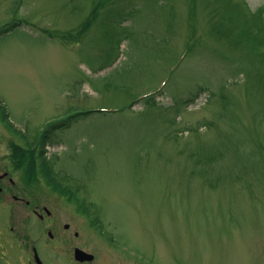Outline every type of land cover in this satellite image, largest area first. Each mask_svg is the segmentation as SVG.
<instances>
[{"label":"rangeland","instance_id":"1","mask_svg":"<svg viewBox=\"0 0 264 264\" xmlns=\"http://www.w3.org/2000/svg\"><path fill=\"white\" fill-rule=\"evenodd\" d=\"M0 102L130 246L264 264V0H0Z\"/></svg>","mask_w":264,"mask_h":264},{"label":"flooded vegetation","instance_id":"2","mask_svg":"<svg viewBox=\"0 0 264 264\" xmlns=\"http://www.w3.org/2000/svg\"><path fill=\"white\" fill-rule=\"evenodd\" d=\"M6 132L0 135V264H187L164 262V247L130 246L89 205L60 191L48 176L54 133L44 147L45 134L30 133L35 144L28 145Z\"/></svg>","mask_w":264,"mask_h":264},{"label":"trees","instance_id":"3","mask_svg":"<svg viewBox=\"0 0 264 264\" xmlns=\"http://www.w3.org/2000/svg\"><path fill=\"white\" fill-rule=\"evenodd\" d=\"M0 108H1V107H0ZM0 111H1V114H2V117H3L4 122L9 123V119H8V115H7V112H6V108L2 107V108L0 109ZM55 129H57L56 126L53 127L52 129H50V131H48V132L45 133V135H44V137H43V146H44V147H46V143H48V141L50 140V135H49V134H50L52 131H54ZM48 135H49V136H48Z\"/></svg>","mask_w":264,"mask_h":264}]
</instances>
